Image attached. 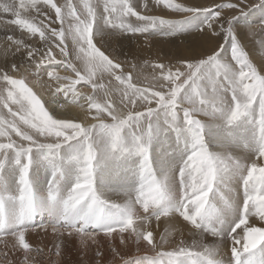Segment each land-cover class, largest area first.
<instances>
[{"label": "snow or ice", "instance_id": "6c2138e0", "mask_svg": "<svg viewBox=\"0 0 264 264\" xmlns=\"http://www.w3.org/2000/svg\"><path fill=\"white\" fill-rule=\"evenodd\" d=\"M245 3L0 0L12 17H0V240H16L23 264L42 252L26 234L49 228L82 247L119 234L151 251L125 258L113 246V264H264V66L241 39L264 49V19L258 32L240 25ZM181 34L206 47L175 64L122 61L116 47ZM45 75L50 101L31 86ZM173 136L170 152L154 149ZM129 163L131 183L109 184ZM117 190L122 203L109 196Z\"/></svg>", "mask_w": 264, "mask_h": 264}, {"label": "rangeland", "instance_id": "374dc122", "mask_svg": "<svg viewBox=\"0 0 264 264\" xmlns=\"http://www.w3.org/2000/svg\"><path fill=\"white\" fill-rule=\"evenodd\" d=\"M237 2H239V0H237ZM259 2H260V0H246V3L244 5H242V7L245 9L247 14L245 16L241 17L239 20V24L242 25V22H241L242 19H247L249 21L248 24H251L253 29L257 32L259 31L258 25L261 22L260 19H264V7H253V5H258ZM260 8H263V9H260ZM155 12H156V14H159L160 9H156ZM235 14H238V10ZM0 17H2L3 20H7V19L12 18L9 14H3V13H0ZM3 20H0V23H2ZM241 34H242L241 35L242 42L245 45L246 50L249 52L252 61L257 65L258 68L264 66V49L260 48V46H259V37H257L256 41L254 42L250 35H246L244 33H241ZM243 35L246 38H243ZM162 40H163V45H162L163 48L162 47L160 48L159 55H156V54H155V56H148V55L144 56L143 55V56H139V57H137V56L136 57L123 56V58L120 57V59L122 61L127 60L129 62H132V61L139 59L140 62H142L143 60H149V61L152 60V61H160V62H163L165 64H168V63L175 64L176 63L175 57L184 55V51L190 52L193 50V48H198L202 51L205 48L202 46V44L205 45V43H203V41L198 36H195L193 34H181V35H179L177 37H173V38H162ZM169 40H171L172 44H174V45L167 46V41H169ZM0 44L2 45L3 42L0 41ZM164 48H165V50H163ZM147 52H149V50ZM170 54H171V56H170ZM2 59H3V57L0 56V60H2ZM150 72H151V69L150 70L147 69L145 74L147 75ZM33 78H35V77H31V78L29 77L30 80H33ZM47 81L48 80H47V77L45 75L40 80V83H44V85H46ZM50 104H51V106H54L51 102H50ZM73 116H77V114H75ZM161 151H162V153L166 152V150L164 152H163V150H161ZM130 165H131L130 163L127 165V169L130 168ZM127 169L125 168V169H119L118 171L116 170L121 177L120 178L121 183L123 181V183L128 184V178L127 177H132L130 171H128ZM114 171L109 173V175L107 177V181H109V182L112 181V183H117L116 185L117 186L119 185L118 187H120V183L118 182V179H117ZM35 176L38 177L36 179V180H38L37 183L39 182L38 184H42V183L47 182L48 173L46 171L40 170V171L35 173ZM125 179H126V181H125ZM117 191H119V190H117ZM117 191H114L113 195L115 197H119V198L113 199L111 197V199L117 203H122L123 200L125 199V197L123 195L118 196L119 194L117 193ZM111 194L112 193H109V196ZM36 218H37V220L44 219L45 222L47 221L46 214L43 217L38 215ZM36 234L38 237L34 236ZM102 235L100 234L99 235L100 237L96 238L95 243H93L92 240H88L87 241V247H82L80 244V238L79 237L74 236L72 238H68L66 235L60 236L59 234L53 233L51 228H49L47 231H44V230L39 231V229H38V231H36V232H29L28 234H26V236H28V237H31V238L37 237L46 243H50L51 241L56 243L55 244L56 246H53L54 247L53 250L48 251L46 248H43L42 252H40V253L32 252L33 254L32 253L30 254V256H31L30 261L32 262V260L34 261V259H35L33 264H43V263L44 264H62V262L57 258L58 256L56 255V251H57V247L60 246L61 244H63V250L59 248L60 255L64 251L66 252L67 249H74L75 248L76 259L78 260V263H76V264H96V262H94L95 259H99L100 257H96L94 252L96 250L100 251L99 247H101V246L99 245V242L97 243V241L101 240ZM185 236L188 238V242L191 243V237L189 236V234L187 232H185ZM114 238H116L117 241H119V235L115 236ZM177 239H178V237H177ZM212 240H213L212 237H208L206 242L210 243V242H212ZM114 243L115 242L110 243V241H108V242L103 243L102 245L103 246L106 245V247L110 246V249H111V245H112V247L116 246ZM74 245H75V247H74ZM97 245H98V248L96 249ZM128 248H129V250L126 252V250L124 251V247L122 245L119 244V247H118V249L121 251V254L125 258L135 257V251L136 250L141 251L140 256L151 255L150 249H148L146 247H140L139 249H137V247L134 244H132ZM14 250L19 251L18 257L13 255ZM93 253L95 256H93ZM107 255H105L106 257L103 258L104 262L113 261V254L111 253L110 250H108ZM92 258H93V260H92ZM221 258H223V257L222 256L217 257V259H221ZM23 260H24V253L22 250L19 249L18 243L16 242V240L13 237L7 236V237H4L3 240H0V264H13V263H17V262L19 264H22ZM100 260H101V258H100ZM30 264H32V263H30ZM97 264H98V262H97ZM111 264H113V262H111ZM116 264H120V258L116 259Z\"/></svg>", "mask_w": 264, "mask_h": 264}, {"label": "bare ground", "instance_id": "6f19581e", "mask_svg": "<svg viewBox=\"0 0 264 264\" xmlns=\"http://www.w3.org/2000/svg\"><path fill=\"white\" fill-rule=\"evenodd\" d=\"M260 9H263V8H260ZM251 16V15H250ZM251 18V17H250ZM261 18V17H260ZM254 19V18H253ZM261 20V19H260ZM242 25H247L248 23H249V21L247 20V19H242ZM256 23V22H255ZM245 31H247V30H245ZM241 33H244V34H246V32H241ZM242 35V34H241ZM243 38H246L244 35H243ZM248 38V37H247ZM175 42V41H174ZM204 43V42H203ZM177 44V43H176ZM1 45V44H0ZM162 45H163V40H162V38H160V37H156V38H153V40L150 42V44H145V41H144V37H139V39H137V38H134V37H132V38H128V39H125V40H121L120 41V43L116 46L118 49H119V51L122 53V55L120 56V57H122L123 58V56H127V57H136L137 55H136V53L138 52V50H139V55L137 56V57H139V56H155V54L156 55H159V52H160V48L162 47ZM171 45H174V44H172V42H171V40H169V41H167V46H171ZM202 46L203 47H206L204 44H202ZM163 48V47H162ZM149 50V52H147ZM163 50H165V48L163 49ZM172 51V50H171ZM201 50L200 49H198V48H193V50L192 51H190V52H188V51H184V55H189V54H192V53H199ZM174 53V52H173ZM177 54V53H176ZM170 56H171V54H170ZM151 58V57H150ZM152 61V60H151ZM150 70V69H149ZM31 78V77H30ZM30 80V79H29ZM33 80H35V78H33ZM45 80V79H44ZM30 81H32V80H30ZM45 82V81H44ZM48 81H47V83H46V85H44V83H40L39 85H36V84H31V86L33 87V89L38 93V95L40 96V97H42L43 98V100H51V98H50V95H49V93H48V90H47V85H48ZM80 91L81 92H88L89 91V89H87V88H85V87H81L80 88ZM61 102L63 103L64 101H63V99L61 98ZM48 107H53V106H51V104L49 103L48 105H47ZM58 107L57 109H58V112H59V114H61V115H69V116H73V115H75V114H77V116H79L80 118H82V119H84L85 117H84V110H82L79 106H77V105H70V104H65V108L64 109H59V105H55V107ZM154 149H158L161 153H162V151L161 150H163V152L166 150V152H170L171 150H172V148H174L175 147V137L173 136V137H170L168 140H167V142H163V141H158L156 144H154ZM131 164V163H130ZM132 165H130V167H131ZM127 169V168H126ZM118 171V170H117ZM116 170L114 171L115 172V174H116V177H117V179H118V182L120 183V187L121 186H125V185H128V184H130L131 183V181H132V177H127L128 178V184H126V183H123V181H122V183L120 182V175H119V173L117 172ZM128 173V172H127ZM111 176V175H110ZM113 176V175H112ZM108 177V176H107ZM38 177H36V179H37ZM123 180V179H122ZM38 181V180H37ZM125 181H126V179H125ZM109 182V181H108ZM39 183V182H38ZM109 184H111L113 187H116L117 185V183H112V181H110L109 182ZM119 186V185H118ZM117 186V187H118ZM112 194L110 195V198L112 197L113 199H118L119 197H115L114 195H113V192H111ZM117 193L119 194L118 196H120V195H123V193H122V191H117ZM115 197V198H114ZM124 198V197H123ZM38 231V230H37ZM40 231V230H39ZM43 231V230H42ZM161 231H162V228H161ZM102 235V234H101ZM117 235H119V234H114V237L115 236H117ZM34 236H37V234L36 235H34ZM38 237V236H37ZM37 237H33V238H31V237H28V236H26V240H27V242H29L30 243V245L33 247V248H39V249H43V248H46L48 251H50V250H53V246H56L55 244L56 243H54L53 241H51L50 243H46V242H43L41 239H39V238H37ZM98 237H100V236H98ZM97 237V238H98ZM178 237V236H177ZM192 239V238H191ZM79 241V240H78ZM108 241H110V243H112V242H115L114 244L116 245V247L118 248L119 247V241H117V239L116 238H109V237H106V236H104V235H102V237H101V240H99V241H97V243L99 242V245L101 246V247H99V249H100V251L99 250H96L94 253H96L97 251H99V252H101V253H103L104 255H103V258L104 257H106L105 255H107V252H108V250H110V246L108 247H106V245L105 246H103L102 244L103 243H105V242H108ZM8 242V241H7ZM103 246V247H102ZM60 249H62L63 250V244H61L60 246H58ZM74 247H75V245H74ZM92 247V246H91ZM105 247V248H104ZM111 247H112V245H111ZM124 247V246H123ZM16 248V247H15ZM98 248V245L96 246V249ZM104 248V249H103ZM61 250V251H62ZM126 250V252L129 250V248L128 247H124V251ZM139 250H136L135 251V256H140L141 255V251H139ZM18 253H19V251H17V250H14L13 251V255H15V256H17L18 257ZM94 253H93V256H95L94 255ZM123 253V252H122ZM33 254V253H32ZM92 254V253H91ZM36 256V255H35ZM91 256V255H90ZM108 256V255H107ZM31 257V256H30ZM42 257V256H41ZM40 258V257H39ZM61 262H62V264H76V263H78V260L76 259V252H75V248L74 249H67V251L65 252H63L60 256H58L57 257ZM119 258V257H118ZM118 258H116V259H118ZM42 259V258H41ZM30 260H31V258H30ZM92 260H93V258H92ZM34 261H35V259H34ZM34 261L32 260V262L30 261V263H34ZM89 262V261H88ZM94 262H96V264H97V262H98V264H111V262H113V261H106V262H104V260H103V262L100 260V258L99 259H95V261ZM13 264H19L18 262L17 263H13ZM23 264V263H22ZM44 264V263H43Z\"/></svg>", "mask_w": 264, "mask_h": 264}]
</instances>
